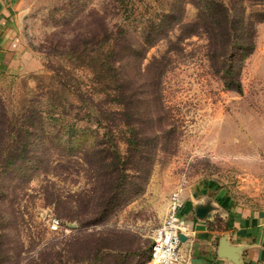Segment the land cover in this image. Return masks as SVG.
<instances>
[{"label": "rangeland", "instance_id": "obj_1", "mask_svg": "<svg viewBox=\"0 0 264 264\" xmlns=\"http://www.w3.org/2000/svg\"><path fill=\"white\" fill-rule=\"evenodd\" d=\"M195 4L27 0L19 19L28 48L25 70L0 74L7 107L42 104L54 90L75 103L72 86L63 84L90 89L107 33L127 30L121 43L137 47L139 55L135 67L127 57L123 77L135 87L144 137L132 162L120 160L131 175L112 193L101 151L110 138L102 144L98 130L83 122L69 136L75 108L34 124L33 159L0 170V264H89L87 253L103 235L109 238L103 264H147L137 248L151 241L171 192L181 188L184 207V191L199 179L224 184L240 202L264 205V21L255 24L251 52L235 59L242 89H227L209 58L207 37L190 35L178 23L197 18ZM169 12L179 19L172 21ZM82 47L97 48L100 59L73 51ZM117 146L123 154L126 143L119 139ZM52 216L60 220L57 229L48 226ZM110 230L118 232L109 236Z\"/></svg>", "mask_w": 264, "mask_h": 264}, {"label": "trees", "instance_id": "obj_2", "mask_svg": "<svg viewBox=\"0 0 264 264\" xmlns=\"http://www.w3.org/2000/svg\"><path fill=\"white\" fill-rule=\"evenodd\" d=\"M192 2L195 4L193 0ZM197 5L195 4L198 14L194 21L178 23L186 28L190 35L204 33L209 41V58L214 64L217 61L215 69L221 76L224 87L240 91L242 87L239 66L235 64V59L243 58L254 47L255 24L264 21V0H199ZM168 17L172 21L179 19L173 12H169ZM126 37L127 30L120 29L119 32L107 33L106 39L109 44L102 50L104 54L99 68L94 70L99 77L93 80L90 89L83 90L79 84H63L72 86L75 103L73 100L66 103L61 92L57 94L54 90L50 91L42 104L23 102L18 109L11 110L0 97V170L13 169L33 159L34 124L42 120H58L57 114L62 112L71 114V108H75L71 114L73 120L67 126L66 132L69 136L77 134L80 127L76 125L83 122L89 123L85 127L93 131L98 130L96 137L102 139V144L110 138L109 146L102 148L101 151L104 157H107L103 165L104 171H108V176L111 177L109 185L113 189L112 193L128 180L126 176L131 175V172L124 165L119 166L120 160L124 157L123 164L132 162L142 150L144 136L139 132V124L136 123L137 111L133 99L135 87L129 86V81H125L123 77L126 62L129 59L135 67L139 52L137 47L121 43L122 40H127ZM89 49L82 47L79 50L74 48L73 51L79 56H88L97 62L96 59H100L98 49L95 48L93 52ZM94 93L102 96L97 98ZM125 125L126 130L123 129ZM80 126L82 127V124ZM119 139L126 143L123 154L117 146ZM112 197L113 195H110L107 200H111ZM117 232L110 230L108 233L110 236ZM107 237L98 236L95 248L87 253L89 264L104 263L102 259L106 252L102 250L109 247L105 243L109 239ZM150 246L151 241H147L143 248H137V254L142 252L145 259H148ZM137 261V264H145L143 261Z\"/></svg>", "mask_w": 264, "mask_h": 264}, {"label": "crops", "instance_id": "obj_3", "mask_svg": "<svg viewBox=\"0 0 264 264\" xmlns=\"http://www.w3.org/2000/svg\"><path fill=\"white\" fill-rule=\"evenodd\" d=\"M26 7L27 0H0V74L25 70L28 48L19 19ZM183 198L195 230L192 264H254L264 258V205L240 202L227 186L209 179L192 184Z\"/></svg>", "mask_w": 264, "mask_h": 264}, {"label": "built area", "instance_id": "obj_4", "mask_svg": "<svg viewBox=\"0 0 264 264\" xmlns=\"http://www.w3.org/2000/svg\"><path fill=\"white\" fill-rule=\"evenodd\" d=\"M10 3L11 0H4ZM51 229L60 226V220L52 216L48 220ZM203 229H207L204 225ZM70 229L64 228L65 233ZM193 223L189 222L183 212L181 201V188L173 190L166 205L165 213L160 222L151 230V246L147 264H192V237L194 235ZM184 234L181 240L179 235ZM254 264H264V258L258 259Z\"/></svg>", "mask_w": 264, "mask_h": 264}, {"label": "water", "instance_id": "obj_5", "mask_svg": "<svg viewBox=\"0 0 264 264\" xmlns=\"http://www.w3.org/2000/svg\"><path fill=\"white\" fill-rule=\"evenodd\" d=\"M179 237H180L181 240L185 239V235L184 234H180Z\"/></svg>", "mask_w": 264, "mask_h": 264}]
</instances>
